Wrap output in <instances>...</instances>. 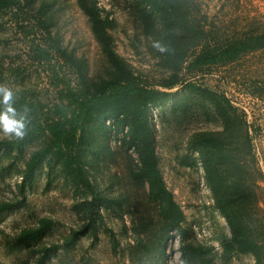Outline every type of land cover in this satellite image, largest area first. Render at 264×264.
Masks as SVG:
<instances>
[{"label":"rangeland","instance_id":"374dc122","mask_svg":"<svg viewBox=\"0 0 264 264\" xmlns=\"http://www.w3.org/2000/svg\"><path fill=\"white\" fill-rule=\"evenodd\" d=\"M87 1L107 18L135 82L154 90L149 120L158 165L181 208L182 229L168 227L140 174L130 123L123 122L128 102L115 99L114 113L78 122L72 152L88 182L67 170L72 165L48 124L76 109L73 94L116 92V83L104 84L114 67L79 0H15L0 13V86L34 104L31 120L17 118L37 130L16 138L0 129V204H7L0 209V264H254L252 253L226 247L230 223L189 141L198 131L225 139L215 155L233 190L243 175L240 142L248 130L264 171V47L235 60L217 56L218 48L214 60L193 61L189 43L205 37L201 24L216 34L224 21L247 47L252 31L264 29V0H179L189 50L178 79L162 60L155 7L146 0ZM215 34L213 45L226 42ZM48 143L53 152L31 168L33 152ZM42 218L51 219L42 235L21 236Z\"/></svg>","mask_w":264,"mask_h":264},{"label":"trees","instance_id":"16d2710c","mask_svg":"<svg viewBox=\"0 0 264 264\" xmlns=\"http://www.w3.org/2000/svg\"><path fill=\"white\" fill-rule=\"evenodd\" d=\"M156 8L162 23L161 29V56L166 66L174 71V76L179 78V70L182 64L187 61V52L190 48H196V56L193 61L214 60L217 53L216 49L222 48L217 54L224 59L235 60L246 53L248 50H256L264 47V29L253 32L247 42L236 35L234 29H228L221 21L223 27L218 24V28L212 32L207 25L199 26L200 32L205 37H200L190 41L189 49H184L185 37L182 35V19L179 16V0H146ZM80 5L87 11L92 23L96 37L101 41L114 67V76L105 81V86L109 83H116V92H106L104 89L90 93L87 92L76 98L73 94L71 102L76 104V109L72 113H67L59 119L48 124L52 130L53 139L62 154H66V166L72 165L67 169L74 174L81 176L87 182L82 167L77 162L76 155L72 149L76 145L78 122H83L90 115L98 114L105 118L114 113L117 109L111 107V103L118 99L128 102V110L124 114V123H130V137L140 157V174L146 178L149 184L150 195L160 203L162 215L169 221L168 227L182 229V211L179 204L175 201L172 191L167 187L157 160L154 132L149 120V102L152 99L153 89L140 85L135 82L134 74L125 59L114 48L112 36L108 30L107 18L102 14L98 6L90 4L87 0H79ZM15 0H0V13L12 7ZM220 34H219V33ZM214 33L213 39L221 41V45H213L210 34ZM171 81L169 84L174 83ZM12 106L17 110V116L27 115L31 120L34 104L25 98L13 96ZM6 106L0 101V112ZM27 112H24V109ZM84 118L81 119L82 115ZM242 119V116L240 117ZM36 128L30 123L26 126V136H33ZM246 136L240 142L241 157L238 165L242 171L239 186L232 190L231 185L226 181L223 170L216 158L217 150L224 151L226 148L225 139L211 131H198L190 138V145L200 153L202 162L206 168V174L210 181L215 195L217 205L226 215L232 230V237L227 239L226 247L235 246L238 251L250 252L255 256L254 264H264V209L260 205V192L263 189L264 171L259 167L255 155L253 137L249 131H245ZM53 145L48 143L33 152L29 161L31 168L36 167L45 157L53 152ZM251 156V159L247 156ZM254 165V166H253ZM70 167V166H69ZM238 167V166H237ZM7 204H0V209ZM50 218H42L41 225L31 230H25L22 237L35 234L42 235L50 225Z\"/></svg>","mask_w":264,"mask_h":264},{"label":"clouds","instance_id":"9594fccd","mask_svg":"<svg viewBox=\"0 0 264 264\" xmlns=\"http://www.w3.org/2000/svg\"><path fill=\"white\" fill-rule=\"evenodd\" d=\"M0 95H2V103L6 106L3 112H0V129L5 135H12L16 138H23L26 131V120L22 116L17 118V110L12 106L13 93L5 87L0 86ZM27 112L25 108L23 110Z\"/></svg>","mask_w":264,"mask_h":264}]
</instances>
